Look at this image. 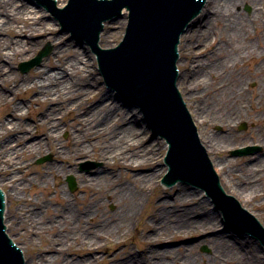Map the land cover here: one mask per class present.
<instances>
[{"label": "bare ground", "instance_id": "bare-ground-1", "mask_svg": "<svg viewBox=\"0 0 264 264\" xmlns=\"http://www.w3.org/2000/svg\"><path fill=\"white\" fill-rule=\"evenodd\" d=\"M28 3L0 0V186L8 187L16 202L10 210L7 194L8 235L26 242V247L17 243L23 250L38 245L28 264H94L110 254V264H264V245L250 236L235 238L232 231L231 236L203 237L224 230L228 223L225 210L215 208L202 187L171 185L167 189L174 193L146 212L152 189L160 178L166 187V172L173 170L164 163L169 144L147 138L138 119L143 115L138 110L133 112L138 117L130 114L122 100H113L115 93L104 88L92 69L88 48L75 40L68 43L67 33L60 35L57 23L55 27L46 21L49 14ZM246 3L254 9L250 15L237 10ZM201 15L208 27L201 26L198 17L199 28L182 37L188 54L181 63L179 88L224 188L264 221V50L255 42L259 34L251 29L264 18V0H208ZM48 39L55 44V55L46 63L47 70L36 68L20 76L16 64L34 56ZM248 63L257 69L246 71ZM254 79L257 85L251 89ZM200 86L207 88L209 100L198 99L205 95ZM34 102L45 107L31 110ZM240 123L244 128L249 123L251 131L240 134L235 129ZM216 124L222 132L212 130ZM62 131L71 133L67 141L61 140ZM245 141L259 145L263 153L237 164L227 153ZM48 152L54 160L34 167V159ZM89 158L103 166L91 177L76 176L82 191L91 192V200L66 196L59 182L49 185V178L73 173L79 159ZM150 167V172H138ZM41 189L45 198H33ZM110 200L117 204L113 213L106 211ZM136 234L143 242L140 253L126 244ZM186 236L197 242L183 245ZM170 240L178 245L156 246ZM202 244L211 249L208 256L198 253ZM101 252L108 255L96 254Z\"/></svg>", "mask_w": 264, "mask_h": 264}, {"label": "water", "instance_id": "water-1", "mask_svg": "<svg viewBox=\"0 0 264 264\" xmlns=\"http://www.w3.org/2000/svg\"><path fill=\"white\" fill-rule=\"evenodd\" d=\"M39 1L45 5H47L46 2H49V0ZM205 1L72 0L64 10H58L53 6L50 9L58 14L66 28L90 41L93 49L99 54L101 69L107 83L138 103L153 129L164 135L170 142V154L164 163L172 165L173 170L164 178L165 185L168 186L178 179L191 181L195 185L188 183V186L192 185L191 188L201 186L217 203H220L218 209L225 210V221L228 223V227L224 230H217L216 233H203V237L209 240L218 238L221 234H232L233 231L235 238L247 239L249 234L253 233L264 239V232L259 226L260 217L255 216L250 209L246 210L237 195L229 193L224 188L218 169L211 158V153L208 152L200 134L199 138L196 137L193 125L195 124L197 127V123L193 118V112L189 110L191 122L177 91L183 79L181 73L176 88L178 41L188 23L198 15ZM26 2L30 1L26 0ZM56 2L58 7H63L68 0H56ZM124 7L130 10V23L124 42L114 51H101L97 46L96 38L102 22L120 14ZM125 15L123 18L105 25L100 41L103 47L115 46L121 41L125 32V19H127ZM199 18L201 26L207 28L204 16L200 14ZM45 19L54 21L49 15ZM197 19L198 17L191 22L185 33L199 28ZM59 33L60 35L64 34L61 30ZM72 40L74 39L68 38L67 42L72 43ZM79 45L82 43L79 42ZM84 48L87 49L86 46ZM48 51L49 49H46L38 57L37 62ZM182 60H184L183 54L179 62ZM33 64H30L28 68ZM182 95L184 97L183 91ZM113 100L121 99L115 94ZM185 101L189 109L188 99ZM123 102L128 106V103ZM152 139L156 141V138ZM219 183L231 197L224 196ZM70 184L71 188L75 189L73 178H70ZM211 196L209 198H212ZM6 211L7 204L4 215L5 225H3L4 204L0 192V264H28L26 251L17 244L23 251L24 261L21 251L5 234L4 226H6L8 234ZM238 218L241 220H237ZM261 225L264 229L263 223ZM10 236L13 239L12 235ZM13 241L16 242L14 239Z\"/></svg>", "mask_w": 264, "mask_h": 264}, {"label": "rangeland", "instance_id": "rangeland-1", "mask_svg": "<svg viewBox=\"0 0 264 264\" xmlns=\"http://www.w3.org/2000/svg\"><path fill=\"white\" fill-rule=\"evenodd\" d=\"M16 1H24V0H16ZM28 5L29 6H32V8L34 9V10H36V11H38V12H42L43 10L42 9H40V8H38L36 5H33L32 3H28ZM248 8L250 9V10H248ZM237 10H241V11H243L246 15H250L251 14V12H252V10H254L253 9V7H252V5L250 4V3H246V4H244L243 6H241V7H238L237 8ZM48 22H53V24H55L54 23V21H48ZM55 27H57L56 26V24L54 25ZM253 31L254 30H256L257 31V33L259 34V37H258V39L255 41V42H258V45H259V47L261 48V49H263L264 50V18L263 17H261L260 19H259V21L258 22H255V24H254V27H252L251 28ZM59 30H61V29H59ZM67 37V36H66ZM69 37H70V35H69ZM184 39V41H183V44L181 45V49H182V54L184 55V60L186 59V57H185V55L187 56V54H188V52H187V50H186V48H185V45H186V43H187V41H186V39L185 38H183ZM76 41V40H75ZM76 42H78V41H76ZM47 45H50L52 48H51V51L46 55V56H44L43 58H42V60H41V62L38 64V65H36V66H34L33 68H31L29 71H27V72H23L21 69H20V63L21 62H23V61H29V60H32V59H34L38 54H39V52L41 51V50H43ZM54 50H55V44H54V42H53V40H50V39H48V40H46L45 42H44V44L39 48V50H37V52L35 53V55L34 56H32L31 58H29V59H27V60H22V61H19L17 64H16V71L20 74V76H23V77H27V76H29L32 72H33V70H35L36 68H45L46 70H47V65H46V63L48 62V60H50V58H52V57H54ZM90 56H91V60L93 61V66H92V69H93V71L95 72V74L96 75H98L99 76V73H98V70L96 69V60H95V57H94V55L93 54H89ZM189 57V56H188ZM184 60H182V61H180V70H181V72L183 73V71H184V66L183 65H181V63H183V61ZM187 60L189 61V59L187 58ZM253 64V63H252ZM248 66H249V69L248 68H246V71H252V70H255V69H257V65L256 64H254L253 66L252 65H250V63H248L247 64ZM56 68V67H55ZM51 71H54L55 69H50ZM263 74H264V69H263ZM99 78H100V76H99ZM99 81H100V79H99ZM256 79H254V80H251V82H250V88L251 89H253V85L255 84V87H256V85H257V83H256ZM104 88L105 89H107L105 86H104ZM202 88H204L203 86H200V90H202ZM206 89L207 88H204V90H205V95H202L201 97L202 98H200V97H198V99L199 100H202V99H204L203 98V96H205V101H206V98H208L207 100H209V98H210V94H207L206 95ZM180 91H182L181 89H180ZM217 95V94H216ZM216 95H215V98H216ZM219 97V94L217 95V98H216V100L218 101V98ZM21 98L22 99H24V96H21ZM22 99H18V102H22L23 100ZM184 99H186V97H185V95H184ZM117 106H118V104H117ZM45 107V105H43V104H40V103H33L32 104V108H31V110H37V109H43ZM119 107H120V105H119ZM28 110V109H27ZM128 113H133V112H135L136 110L135 109H133L132 111H131V109H125ZM1 114H3V111H2V109H0V115ZM31 115H33V114H35L34 112H31L30 113ZM133 114H137V113H133ZM137 117H138V114H137ZM28 118H31V117H28ZM138 119H139V121L142 123V119H140L139 117H138ZM244 123V122H243ZM247 123V122H246ZM142 125H143V127H144V129L147 131V138H153L152 137V133L150 132V131H148L146 128V126H145V123L143 122L142 123ZM241 125H242V123H240V124H238L236 127H235V129L240 133V134H245V133H247V132H249V131H251V129H252V127H251V125L248 123L247 124V127L246 128H241ZM212 130H214V131H217V132H222L223 131V128L219 125V124H216L215 126H214V128L212 127ZM61 140L62 141H67L69 138H70V136H71V133L69 132V131H62L61 132ZM34 138H36V137H33V139ZM158 140L159 141H161V139H159L158 138ZM161 142H163V145H164V141H161ZM258 143H260V142H258ZM245 146H250V147H253V146H259V145H256V144H254V143H252L251 141H245V142H241V143H238V144H236V147L235 148H232V149H230V151L227 153V156L231 159V160H234V161H236V163L237 164H239L240 162H243L244 160H247V159H249V158H252V157H257L259 154H261V153H263V150H259V152L258 153H253L254 155H248V156H241V157H235V156H233L232 154H231V152L232 151H234V150H236V149H238V148H241V147H245ZM165 152H166V149L164 148V150L162 151L161 150V153H160V155H162L161 156V159L163 158V156L165 155ZM45 157H47V160H44V161H42V162H39V160L40 159H42V158H45ZM49 157V158H48ZM54 160V157H53V155L51 154V153H45V154H43L42 156H40V157H37L36 159H34V161H33V166L34 167H43V166H45L47 163H50V162H52ZM79 161L80 162H78L77 163V166H76V170L73 172V173H70V172H68V173H65L64 175H61V177H59V179L58 180H55V179H53V178H49V181H50V186L51 187H54L55 186V184L56 183H61V185H63V191H65V193H66V196H68V197H70V198H72V199H75V196L77 195L80 199H84V198H87V197H91L92 196V194H91V192L90 191H85L87 194H85V192H83L82 191V189H81V187H80V180H79V178L76 176L78 173H81V174H83V175H87V176H93V175H95L96 173H98V170H99V168L101 167V166H103V164H102V162H100V161H96L94 158H89V159H79ZM88 161H90L91 163H94L95 164V166L94 167H92V168H90V169H82L81 167H80V165L82 164V163H85V162H88ZM150 169V170H149ZM153 170V168L152 167H150V168H146V169H144V168H139L138 169V172H141L142 174L146 171V172H150V171H152ZM166 172V171H165ZM135 173V172H134ZM31 175V177H33V174H30ZM70 175H73L74 176V178H75V181H76V185H77V187H76V189L74 190V191H71V189H70V187H69V184H68V182H67V177L68 176H70ZM162 177V176H161ZM161 179V178H160ZM159 179V180H160ZM158 186H157V188H155V189H152V194H151V196H150V200H149V202H148V204L146 205V212L148 213V212H150L154 207H155V202L156 201H159L160 200V198L161 197H163V196H165V195H167L168 197H170V195L171 194H173L174 192L173 191H171V190H169V189H167L166 187H163L162 185H161V183H159V181H158ZM175 186H178V185H175ZM190 186V185H189ZM3 189H4V191L7 193V194H9V197H8V200L10 201V205H9V209L10 210H13L16 206V202L14 201V198H13V196L10 194V190L8 189V187H6V186H1ZM163 189H165V190H163ZM27 195L28 196H30L31 194H30V191L28 190L27 191ZM204 195V194H203ZM203 195L202 194H200V198L201 197H203ZM45 196H46V193H45V191L43 190V189H41L40 191H39V193L37 194V195H35V196H33V198H38V197H40L42 200L45 198ZM30 197H32V196H30ZM87 199H89V200H91L90 198H87ZM106 211H108V212H111V213H113V212H115L116 211V208H117V204H116V200H114V201H112V200H110V201H106ZM212 207V204L210 205L209 204V208H211ZM213 210V209H212ZM263 212H264V209H263ZM262 212V214L264 215V213ZM258 217H260V219H261V223H264V221L262 220V218H261V216H259V215H257ZM9 218V217H8ZM264 225V224H263ZM219 230H223V229H219ZM13 235V234H12ZM230 235V234H229ZM14 236H16L15 234H14ZM231 236V235H230ZM238 241H239V239H237ZM16 242L18 243H20V245H22L23 247H26V245H27V243L26 242H21V240H20V238H19V240H17V238H16ZM176 241H174V240H170V241H164L163 243H159V244H157L156 246L157 247H159L160 249L161 248H167V246L169 247H172V246H176V245H178L177 243H175ZM180 242V241H179ZM194 242H197V239H192L191 238V236H186V238L181 242L183 245H188V244H191V243H194ZM143 242L140 240V238H139V236L136 234V235H134V236H131V237H129L128 238V240H127V242H126V244H128L130 247H132V249H133V252H136V253H140V252H142V249H143V244H142ZM25 249V248H24ZM26 250V253H27V257H28V260H29V257H31L32 256V254H35L36 252H38V245L36 246V245H29L28 246V248H26L25 249ZM197 251H198V253H200L201 255H204V256H208L210 253H211V249L208 247V245H206V244H202V245H199V247L197 248ZM50 253H52V254H54L55 252H50ZM48 255H51V254H49V253H47ZM97 255H100L101 257H103V256H107L108 254L106 253V252H101V253H96ZM111 257H112V254H110V255H108V259L107 260H105V261H102V260H96V262L94 263V264H110L111 263V260H109V258L111 259ZM75 258H79V257H75Z\"/></svg>", "mask_w": 264, "mask_h": 264}]
</instances>
